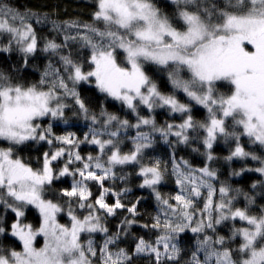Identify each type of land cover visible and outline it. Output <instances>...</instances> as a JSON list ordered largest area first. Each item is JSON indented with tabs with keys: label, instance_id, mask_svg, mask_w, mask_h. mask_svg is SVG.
I'll use <instances>...</instances> for the list:
<instances>
[{
	"label": "snow or ice",
	"instance_id": "snow-or-ice-1",
	"mask_svg": "<svg viewBox=\"0 0 264 264\" xmlns=\"http://www.w3.org/2000/svg\"><path fill=\"white\" fill-rule=\"evenodd\" d=\"M95 5L91 23H53L63 39L44 43L55 60L38 81L0 71V264H264V179L251 184L258 201L222 182L214 166L223 143L224 162L241 164L229 175L264 177V0ZM35 16L0 0V37L7 38L0 52L18 51L24 67L39 48ZM160 73L170 90H161ZM81 84L119 102L134 122L102 105L94 111ZM157 109L171 122L158 124ZM68 111L87 122L82 137L54 132V122L68 124ZM157 138L172 149L169 161L145 163ZM32 143L48 146L39 167L19 154ZM82 145L93 151L82 154ZM181 145L203 157L200 166L177 157ZM126 166L156 201L147 223L138 219L140 199L125 203L131 189L116 186L127 181ZM166 175L175 183L168 196L158 188ZM69 177L49 198L54 181ZM32 209L36 225L27 220ZM118 215L113 229L108 218ZM134 226L155 239L133 236L122 247Z\"/></svg>",
	"mask_w": 264,
	"mask_h": 264
},
{
	"label": "trees",
	"instance_id": "trees-1",
	"mask_svg": "<svg viewBox=\"0 0 264 264\" xmlns=\"http://www.w3.org/2000/svg\"><path fill=\"white\" fill-rule=\"evenodd\" d=\"M4 3L9 4L10 6L18 9L21 12L30 10L35 13L36 16L33 19V26L36 29L39 48L37 53L30 58L29 64L27 67L23 66L22 55L18 51L12 52H0V71H5L15 73L16 75L23 77L25 82H36L38 81L44 67L46 66L48 60L51 58L55 60V57H49V54L42 51L44 43L48 39H55L57 42H61L63 39V32H57L53 23L63 26L67 22H78V23H91L92 14L96 9L95 0H3ZM160 4H165L166 0H159ZM167 10V9H166ZM40 22L37 23L36 20ZM7 42L6 37H0V46ZM86 50H82V55ZM149 74H153V70L149 71ZM157 80V83L161 86L162 91L170 90V85L166 84V76L163 73L154 76ZM78 89L81 93V97L86 100V103H89V106L94 111H99V107L102 105L109 112L115 113L121 118H128L134 122L135 118L127 113L126 109H123L119 102L113 101L111 99L105 100L103 95L97 92V90L88 85L81 84L78 86ZM225 89H221L224 91ZM156 119L158 124H164L165 121H170L165 110L157 109ZM66 118L69 121L68 124L62 122H54V132L56 134H64L66 132H75L77 136L82 137L83 133L88 129L86 127L87 122L84 121L81 117L73 115V111H68L66 113ZM197 118H201V115L198 114ZM131 147L130 144L125 146V151ZM48 150L46 144H36L32 143L30 146L25 147L23 151L19 154L22 158L31 163L33 167H39L41 164V157L44 151ZM93 151L92 146L82 145L81 152L82 154H87L88 152ZM172 149L168 144H165L162 140L157 138L156 143L152 149H148L145 156V163H148L150 160L160 159L161 161H169V154ZM93 154H95L93 152ZM215 154L217 155L218 162L215 167L219 168L220 171V180L227 181L234 188H240L244 192L251 194H256L257 200L260 201L262 197L260 196L258 190L251 189V184L257 179H264V177H259L255 173H246L244 176H232L229 175L233 170H239L241 164L240 162H233L231 166L224 162L223 157L228 154V147L223 143L215 146ZM177 157L183 156L185 159H188L195 166H200L201 161L203 160L202 156L197 155L191 151L190 147L178 146L176 148ZM249 166H257L256 162L249 161ZM171 165L169 164V168ZM125 173H128V179L126 182L121 183L120 181L116 182L117 187H127L131 191L127 192L124 197V202H134L137 199H140L138 205V210L141 213V216L138 218L141 223L149 222L150 218L156 214V201L150 189L140 188L139 184L142 182V178L135 175L134 169L132 166H126L124 169ZM71 182V178H62L60 181H54L52 189L48 191V196L51 198L52 192L58 190L59 188L68 187ZM161 194L168 196L174 194L175 192V183L174 178L166 175L165 181L162 185L158 186ZM95 191V189H93ZM111 202V201H110ZM243 197L240 198L238 206H242ZM122 216L118 215L117 217L108 218L110 227L113 229L118 223L119 219ZM38 219V213L32 209L29 212L27 217L28 222L36 225ZM62 223H67V217L59 218ZM38 226V225H37ZM226 231V229H225ZM190 235V234H189ZM133 236H145L146 239H155V234L150 232L147 229L134 226L132 229V236L126 237L124 242L121 244L122 247H130L132 244ZM42 238L38 237L37 246H42ZM5 243H18L11 239ZM184 246L189 244V236L183 237L182 241ZM137 264H147L146 260H138Z\"/></svg>",
	"mask_w": 264,
	"mask_h": 264
},
{
	"label": "rangeland",
	"instance_id": "rangeland-1",
	"mask_svg": "<svg viewBox=\"0 0 264 264\" xmlns=\"http://www.w3.org/2000/svg\"><path fill=\"white\" fill-rule=\"evenodd\" d=\"M40 238H42V237H40ZM42 240H43V238H42ZM41 243H43V241Z\"/></svg>",
	"mask_w": 264,
	"mask_h": 264
}]
</instances>
